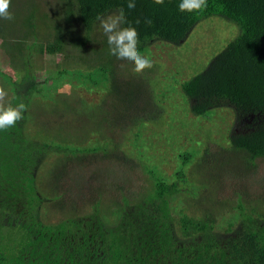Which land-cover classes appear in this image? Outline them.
Here are the masks:
<instances>
[{"label": "trees", "instance_id": "trees-1", "mask_svg": "<svg viewBox=\"0 0 264 264\" xmlns=\"http://www.w3.org/2000/svg\"><path fill=\"white\" fill-rule=\"evenodd\" d=\"M128 2L58 0L56 10H52V34L43 38L37 35L35 15L24 16L15 26L0 22V35L11 36L15 29L22 34L15 41L2 39L3 48L16 47L11 59L21 60L18 77L13 80L0 75L10 86L12 106L26 105L24 118L0 131V264H264V215L241 211L238 223L224 230L215 227L210 215L197 219L183 214L175 219L169 200L178 193L179 182H185L181 170L174 174L173 182L155 169L148 170L151 192L134 203L123 197L121 204L108 211L96 201L87 215L69 216L55 224L43 221L44 202L58 208L65 202L59 195L51 199L40 193L35 177L50 158L69 151L61 146L62 136L45 139L42 128L33 135L25 133L27 108L33 98L42 96L28 59L33 46H37L38 54L53 61L61 56L64 63L73 65L56 66L51 76L58 84L71 78L90 89L99 85L97 76L111 81L114 94L127 93V98L134 91L142 94L141 87L139 90L135 83L116 76L119 60L110 55L106 36L100 30L98 18L120 8L139 33L141 54L155 42L179 45L209 17L235 23L239 31L236 38L201 73L183 81L180 87L194 116L218 108L233 109L235 123L243 130L230 136L231 149L245 155L250 163L264 158V0H207V8L195 13L180 12V0H164L163 5L154 0H135L131 10ZM149 19L150 26L145 23ZM25 38L33 40L27 44ZM74 63L87 67L80 69ZM133 99L125 100L128 110L133 107ZM243 119L246 123H241ZM66 138L67 145L79 140L77 135ZM189 157L182 156L183 165ZM66 162L68 159H63ZM58 169L55 167L54 181L64 172ZM69 200L73 208L78 199Z\"/></svg>", "mask_w": 264, "mask_h": 264}, {"label": "rangeland", "instance_id": "rangeland-1", "mask_svg": "<svg viewBox=\"0 0 264 264\" xmlns=\"http://www.w3.org/2000/svg\"><path fill=\"white\" fill-rule=\"evenodd\" d=\"M11 1L15 2L10 8L14 19H0L3 25L15 26L24 16L35 15L37 35L43 38L52 34V10H56L58 0ZM10 34L0 35V73L15 80L21 60L11 59L16 47L6 45L4 49L2 39L15 41L22 34L19 29ZM238 34L235 23L209 17L177 46L153 43L147 53L141 54L148 56L153 66L142 73L134 72L130 61L119 60L116 76L141 87L142 94H131L134 99L130 110L125 101L131 99L130 95L127 98V93H112L114 86L103 77L96 76L99 85L90 89L71 78L60 84L52 81L57 65H73L64 63L61 56L53 61L50 56L40 55L33 46L28 60L42 87V96L33 98L27 108L25 133L33 135L42 128L45 139L62 136L61 146L69 151L50 158L35 177L40 193L51 199L59 195L65 202L61 208L44 202L43 221L55 224L69 216L87 215L96 201L108 211L114 210L116 203L121 204L123 197L134 203L151 192L150 169L168 182L174 181L177 171L184 172L185 182H179L178 193L169 200L175 219L183 214L197 219L210 215L215 227L224 230L238 223L241 211L264 215V158L250 163L245 155L231 149L230 136L243 130L235 123L233 109L218 108L194 116L180 87L183 81L201 73ZM31 39L25 38V43ZM74 64L80 69L87 67ZM0 88L7 92L6 106H12L10 86L1 75ZM243 120L241 123H246ZM71 135L79 140L67 145L65 139ZM184 155L191 156L186 165ZM65 158L68 162L63 163ZM55 167L58 172L64 169L58 181H54ZM73 198L78 200L72 208L69 199Z\"/></svg>", "mask_w": 264, "mask_h": 264}, {"label": "clouds", "instance_id": "clouds-1", "mask_svg": "<svg viewBox=\"0 0 264 264\" xmlns=\"http://www.w3.org/2000/svg\"><path fill=\"white\" fill-rule=\"evenodd\" d=\"M157 5H163L164 0H154ZM11 0H0V19L12 21L14 16L10 11ZM129 10L135 8V0H129L127 3ZM207 8V0H180L178 10L180 12L195 13ZM99 26L106 36L110 55L118 60L130 61L133 64V71L142 73L153 66L152 60L145 55H141L138 50L139 33L135 27L127 21L123 8L114 13L99 17ZM138 24L139 21H136ZM146 24L151 25L152 21L146 20ZM128 26H124V25ZM7 92L0 88V131L14 127L21 121L26 111V105L19 103L13 107L10 104L6 106L5 100Z\"/></svg>", "mask_w": 264, "mask_h": 264}]
</instances>
